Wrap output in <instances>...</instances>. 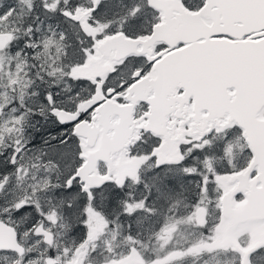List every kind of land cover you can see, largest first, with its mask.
<instances>
[{"label": "snow or ice", "instance_id": "6c2138e0", "mask_svg": "<svg viewBox=\"0 0 264 264\" xmlns=\"http://www.w3.org/2000/svg\"><path fill=\"white\" fill-rule=\"evenodd\" d=\"M0 264H264V0H0Z\"/></svg>", "mask_w": 264, "mask_h": 264}]
</instances>
